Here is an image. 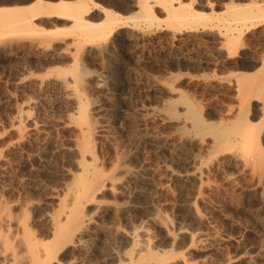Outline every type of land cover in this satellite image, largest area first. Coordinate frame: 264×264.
I'll use <instances>...</instances> for the list:
<instances>
[{
	"label": "rangeland",
	"instance_id": "374dc122",
	"mask_svg": "<svg viewBox=\"0 0 264 264\" xmlns=\"http://www.w3.org/2000/svg\"><path fill=\"white\" fill-rule=\"evenodd\" d=\"M132 1L88 0L99 38L83 45L44 20L0 27V264H264V0H192L208 19L179 30ZM33 2L0 0V14ZM83 176L87 227L60 240Z\"/></svg>",
	"mask_w": 264,
	"mask_h": 264
},
{
	"label": "bare ground",
	"instance_id": "6f19581e",
	"mask_svg": "<svg viewBox=\"0 0 264 264\" xmlns=\"http://www.w3.org/2000/svg\"><path fill=\"white\" fill-rule=\"evenodd\" d=\"M191 1L192 0H133L131 2L130 7L133 9L137 8L139 11H141L140 13L142 14V18L145 21L152 20L154 18L153 12H155L157 9L161 10L162 12L165 13V16H166L165 20L167 22V27L170 29H173V30H179L181 28H184V27H187L188 25H190L194 19L203 20V21H207V19H208V18L206 19L205 17H202L201 15H196L191 11ZM199 2H200V0H199ZM129 5H130V3H129ZM223 8H224L225 12H228L231 10L233 12H241L237 9L238 7L228 6V7H223ZM92 11L93 10L90 7L88 0H81L78 4L73 5V6L67 5L65 3H58L55 5L48 6V7L44 6L42 4V0H34L32 6L29 8L12 9V10L6 11V12H10V13L0 14V27L16 28L19 31H36L35 28L38 27L40 24H39V22L37 24L35 22L39 21V20H44V22L45 21L48 22L49 25H54V27L58 30L71 31V30L77 29L79 33L76 35L74 41L83 45V44L87 43V41H91V40L99 38V36H98L99 31L90 27L91 25H90L88 17L92 13ZM250 19H251V17H250ZM105 21H106L105 23H107L108 26H112V28L113 27L117 28L120 26V24L116 20L110 18V15L105 17ZM232 22H233V20H232ZM246 22L248 23L249 21H247V19L246 20L244 18L240 19L237 16H235V20H234V23H232V25L233 24L241 25L242 23H246ZM250 22H252V21H250ZM40 23H42V22H40ZM208 24H210V23H208ZM232 25H230V27H228L226 29L228 31H230V29L232 28L231 27ZM192 26H194V25H192ZM205 26H209V25L205 24ZM240 27H242V25ZM232 31H233V29H232ZM10 34H12V33H10ZM11 44H12V42H11ZM75 71H76V69H75ZM73 96L77 99L78 109H79L81 115L83 116V119L85 120L86 119L85 118L86 109H85V106L82 102L81 95L79 94L78 91H75V89H74L73 90ZM181 100L183 101L184 104L187 105V111H188L189 117L196 124L197 129H199V130L204 129V124H203L201 118L199 117V115L196 113L195 109L193 107H191V103H189L185 98H181ZM242 125H244V124H242ZM242 129H243V131H242L243 144L245 146H250L252 144V140L249 139L250 134L247 133L245 126ZM225 133L226 132H217V138L219 141H222L225 138L224 137ZM241 142H242V139H241ZM255 154L257 155V161L258 162L261 161L262 160L261 152L259 150H256ZM82 158H84V157L82 156ZM77 168H81L83 173H85L86 169H87L82 162L78 164ZM91 184H92V177L83 176V177H80V179L77 183V187L68 188L64 192L63 201L66 204V211L63 212V216L53 224L55 235L60 240L66 239V238H72L73 236H76L74 231H72L69 228H67V229L64 228V225L66 223L70 222L74 226H77L78 228L80 227L81 230L85 227V226H79V224H81V222H82V213L80 210V204H81V201H83L84 199H86L89 196ZM84 231H86V230L84 229ZM139 236L140 237L144 236V233L137 232V233L133 234L132 235L133 242H135L139 238ZM138 248L140 249V247H138ZM112 257L114 259V258H118L119 256H118V254L113 253Z\"/></svg>",
	"mask_w": 264,
	"mask_h": 264
}]
</instances>
